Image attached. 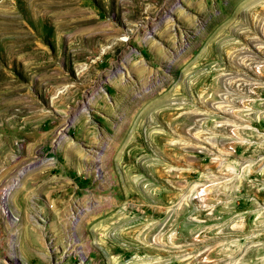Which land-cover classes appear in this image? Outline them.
I'll return each mask as SVG.
<instances>
[{"label": "rangeland", "instance_id": "374dc122", "mask_svg": "<svg viewBox=\"0 0 264 264\" xmlns=\"http://www.w3.org/2000/svg\"><path fill=\"white\" fill-rule=\"evenodd\" d=\"M0 264H264V0H0Z\"/></svg>", "mask_w": 264, "mask_h": 264}]
</instances>
